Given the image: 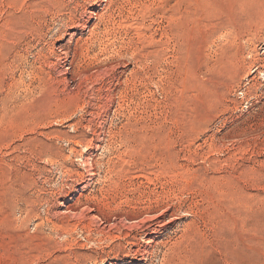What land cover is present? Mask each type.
I'll use <instances>...</instances> for the list:
<instances>
[{
  "label": "rangeland",
  "instance_id": "1",
  "mask_svg": "<svg viewBox=\"0 0 264 264\" xmlns=\"http://www.w3.org/2000/svg\"><path fill=\"white\" fill-rule=\"evenodd\" d=\"M0 264H264V0H0Z\"/></svg>",
  "mask_w": 264,
  "mask_h": 264
},
{
  "label": "bare ground",
  "instance_id": "2",
  "mask_svg": "<svg viewBox=\"0 0 264 264\" xmlns=\"http://www.w3.org/2000/svg\"><path fill=\"white\" fill-rule=\"evenodd\" d=\"M163 213H164V211H163Z\"/></svg>",
  "mask_w": 264,
  "mask_h": 264
}]
</instances>
